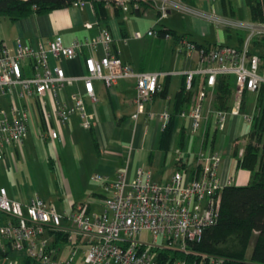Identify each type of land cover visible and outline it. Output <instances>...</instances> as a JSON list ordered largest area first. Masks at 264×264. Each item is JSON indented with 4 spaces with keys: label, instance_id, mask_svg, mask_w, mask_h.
<instances>
[{
    "label": "built area",
    "instance_id": "1",
    "mask_svg": "<svg viewBox=\"0 0 264 264\" xmlns=\"http://www.w3.org/2000/svg\"><path fill=\"white\" fill-rule=\"evenodd\" d=\"M158 1L159 17L166 15L167 6L177 5L174 0ZM114 3L123 11L129 5L126 0H115ZM129 6L137 8L138 4ZM188 10L218 25L244 32L238 47L197 46L185 36L175 39V50L179 54L187 56L195 52L198 59L195 70L183 73L185 88H191L193 76L205 78L204 86L192 95L190 107L176 115L188 118L189 134L205 127V115L209 113L211 129L222 131L227 113L240 114L243 94L257 93L264 86V63L257 53L249 51L252 39L264 36V22L238 21L213 11L208 14L193 8ZM146 34L155 36L158 32L150 28ZM133 35L139 36L137 32ZM161 36L167 38L170 34ZM111 40L108 29L101 28L93 40L74 39L69 44H64L59 35L35 46L23 43L20 38H15L9 47L0 44V96L7 97V109L0 106V160L4 157L5 147L20 145L27 130L28 107L15 104L14 91L25 101L28 96L41 100L47 95L59 123L66 122L73 113L78 114L83 128H88L92 122L93 114L84 110L78 93L69 95L70 104L57 99L60 87L75 79L66 76L59 66H49L48 55L75 58L82 47L100 45L103 55L99 59L83 58L84 74L80 79L87 98L90 101L96 99L91 84L93 79L100 80L106 88L120 79H132L134 111L130 117L135 119L145 112V105L162 88L160 78L164 73L134 70L111 51ZM24 64L27 74L23 73ZM217 75L232 76L230 105L227 110L210 109L204 114L202 106L210 103L211 88ZM40 103L43 106L42 100ZM145 113L158 121L160 129L169 119L166 109ZM242 116L246 121L250 120L246 114ZM204 134L202 131V141ZM46 135L52 140L57 135L56 130L49 128ZM182 148H175L174 152L180 155ZM220 158L219 151L210 152L206 147H199L192 176L184 177L179 171H173L159 182L140 167L129 181L125 171H118L113 180L103 183L105 195L70 204L67 211L60 213L53 204L35 196L25 203L11 199L5 188L0 187V264H220L222 258L189 247V242L200 239L205 227L216 222L220 190L223 185L231 184L230 180L221 183L217 179ZM91 179L104 181L97 173ZM91 205L98 206L99 210L91 209ZM142 231L152 237L151 242L134 240L133 237Z\"/></svg>",
    "mask_w": 264,
    "mask_h": 264
},
{
    "label": "crops",
    "instance_id": "2",
    "mask_svg": "<svg viewBox=\"0 0 264 264\" xmlns=\"http://www.w3.org/2000/svg\"><path fill=\"white\" fill-rule=\"evenodd\" d=\"M235 1L237 0H212L207 3L210 10L216 13L234 16ZM150 2L154 7L147 6L138 15L132 12L129 5L124 11H114L111 6H106L104 19L97 14L89 1H77L75 4L42 13H30L15 21L0 16V44L9 47L15 38H20L23 43L35 46L54 35H59L64 44H69L74 39L93 40L101 28H106L112 38L110 49L116 52L122 62L130 64L136 71L164 73L160 81L165 84V95H154L145 105V112H159L163 109L170 112L173 96L181 83L183 73L193 71L198 66L197 55L195 52L187 56L178 53L184 58L193 57L195 65L174 66L165 51L167 45L171 50L176 49V38L172 35L167 38L158 34L148 35L146 31L150 28L156 30L161 26L172 30L175 35H184L198 45L229 44L218 40L212 44H204L187 33H178L168 25L159 24L163 17H159L156 11L158 0ZM146 8L155 11L151 21L141 20L142 15L150 14L145 11ZM170 12L171 8H166L165 16ZM135 32L139 34L138 37L133 35ZM235 35V43L229 46L238 47L237 32ZM249 48V51L253 50L251 45ZM102 55L101 46L95 45L92 48L82 47L75 58L47 56L49 66L57 65L66 76L75 79L60 87L57 99L70 104L69 95L78 93L82 97L84 110L93 114L88 128L81 126L77 113L71 114L66 122H57L47 95L41 98L42 106L38 97L28 96L25 101L18 98L14 91L15 104L18 107L26 104L28 107V122L22 143L5 147L4 157L0 160V187L5 188L9 198L25 203L35 196L53 204L56 210H61L60 212L67 211L70 204L90 201L105 195L103 183L113 180L118 171H125L128 181L133 178L139 167L149 171L151 178L156 182L167 179L173 171H179L185 177L193 166L199 147H206L210 152H220L217 179L221 183L230 180L233 184L228 175L230 162L234 166L231 151L234 146L240 148L245 144V134L249 129L242 114L227 113L222 131L211 129V113L206 114L205 127L193 134L187 131L188 118H180L175 114L168 147L163 151L158 148L161 131L158 121L147 117L145 112L135 119L130 117L134 111L132 79H120L110 88L104 87L100 80L93 79L91 84L95 101H90L85 95L80 79L84 74L83 58L92 56L99 59ZM26 68L27 65L24 64V74L28 73ZM174 76H177V80L174 86H171ZM191 97L183 110L190 107ZM230 98L231 86L227 109ZM0 106L7 109L5 95L0 96ZM202 108L204 114L206 110L212 109L210 103H204ZM241 109L243 114L248 113L243 100ZM245 124L247 130L244 132ZM181 127L184 128V134L179 148L183 147V153L177 155L174 149L178 148L177 139ZM49 128L56 130L57 135L52 140L46 135ZM202 131L206 133V142L201 140ZM94 173L102 175L104 181L92 180ZM56 202H59L58 206ZM90 208L99 210L95 205Z\"/></svg>",
    "mask_w": 264,
    "mask_h": 264
},
{
    "label": "trees",
    "instance_id": "3",
    "mask_svg": "<svg viewBox=\"0 0 264 264\" xmlns=\"http://www.w3.org/2000/svg\"><path fill=\"white\" fill-rule=\"evenodd\" d=\"M76 1L91 2L102 19L105 17L104 8L106 6H111L114 11H122L121 7L115 5V0H0V16L9 21H15L30 13L46 12L71 5ZM126 1L131 6L133 3L138 4L137 8L131 7L132 12L137 15L147 6L154 7L149 0ZM243 1L248 9L249 20L264 22V0ZM156 11L159 14L157 9ZM156 30L158 35L168 33L175 38L184 37L182 34L175 35L172 30L161 26H158ZM237 41L240 46L243 41L241 33H237ZM250 45L254 50L260 48V52H256L264 63V36L253 38ZM251 52L256 53L253 50ZM182 76L181 83L173 96L169 119L159 134L158 148L163 151L168 147L173 116L182 111L189 102L192 93H196L205 84L203 76H197V79L196 76H193L191 91L185 88V77ZM231 84V75L216 76L215 84L211 88L210 106L212 109H227ZM157 94L165 95V84H162V88ZM255 95L256 104L249 120L247 141L243 146V151L239 155L235 146L231 151L234 168L248 170L250 179L246 185L225 184L222 186L216 222L203 229L198 241L189 242V247L194 251L222 258L220 264H264V86H261ZM183 134L184 128L181 127L177 139L178 147L181 146ZM206 137L205 133L204 141ZM193 172L194 168H191L189 174L192 176ZM250 244L251 248L247 255L246 249ZM176 256H181V254H176Z\"/></svg>",
    "mask_w": 264,
    "mask_h": 264
},
{
    "label": "rangeland",
    "instance_id": "4",
    "mask_svg": "<svg viewBox=\"0 0 264 264\" xmlns=\"http://www.w3.org/2000/svg\"><path fill=\"white\" fill-rule=\"evenodd\" d=\"M174 1L177 2V5L167 6V8H171V12L167 17L165 16L161 18V20L159 21V24L168 25L169 27L175 29L178 33H187L189 36L193 37L198 42H201L204 44L206 43L212 44L216 40H218V41L225 42L226 44L233 45L236 40V35H235L236 32L241 33L244 36V32L240 30H234L232 28L218 25L212 20L199 17L195 15L194 13H192L190 10H188V9L193 8L195 10H199V11L206 12L209 14V13H212L211 11H213V10H210L209 3L205 1H201V0H184V1L174 0ZM211 1L212 0H209V2ZM158 5H159V1H158ZM235 6H236V10H235L236 14H234V16H225V17L235 19L238 21H249L248 9L245 6L244 1L243 0L235 1ZM145 11H149L150 14L142 15L141 20H145V21L153 20L155 11L150 8H146ZM218 15L224 16L221 13H218ZM255 49L257 50H254L253 48V51L255 52L258 51V53L260 52V48H255ZM165 52L170 57L171 63L174 64V66L179 67L181 66V64L185 67L195 65V60L193 57L184 58L183 56L178 54L175 48L174 49L172 48L171 50L169 45H167ZM176 80H177V76H174L173 81H171V86H174V84L176 83ZM255 97L256 95L254 93H245L242 96V100L245 106L247 107L246 113L247 112L248 113L246 115L248 117H251L253 115V112H254L253 110L255 108L254 106L256 104ZM252 104H253V107H252ZM240 114H243L242 109L240 110ZM225 119H226V115H225ZM247 123L249 125V121H246V124ZM246 124L243 126L244 132L247 130ZM263 133H264V129H263ZM245 135H246L245 136L246 137L245 140H246L247 135H248V130ZM241 146L240 148H237L239 155L242 153L244 145L242 147ZM228 173H229L228 174L229 178L232 180V183L235 186L246 185L250 179V172L248 170L234 168L231 162H230ZM238 176L240 178H238ZM96 182H100V181H96ZM56 205L58 206L59 202H56ZM60 211L61 210L57 208V212L60 213ZM133 238L134 240L141 241V242H147V243L151 242L152 240V237L147 232H144V231L139 232ZM159 240H160V236H158V241ZM250 248H251V244L246 249L247 255L249 254Z\"/></svg>",
    "mask_w": 264,
    "mask_h": 264
}]
</instances>
